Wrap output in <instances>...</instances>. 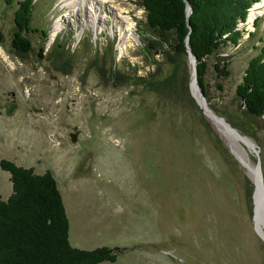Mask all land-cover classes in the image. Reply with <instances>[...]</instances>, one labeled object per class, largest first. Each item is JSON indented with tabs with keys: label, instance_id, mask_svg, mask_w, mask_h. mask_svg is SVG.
<instances>
[{
	"label": "rangeland",
	"instance_id": "1",
	"mask_svg": "<svg viewBox=\"0 0 264 264\" xmlns=\"http://www.w3.org/2000/svg\"><path fill=\"white\" fill-rule=\"evenodd\" d=\"M261 1L241 42L208 58L216 121L198 101L191 55L149 29L140 0H38L33 24L48 34L34 32L27 53L11 42L13 4L0 0V159L52 171L71 243L121 247L99 264H264L253 178L259 163L264 178V115L236 93L264 31ZM57 37L80 49L64 66L38 53ZM223 58L228 75L213 65ZM11 191L0 164V196Z\"/></svg>",
	"mask_w": 264,
	"mask_h": 264
},
{
	"label": "trees",
	"instance_id": "2",
	"mask_svg": "<svg viewBox=\"0 0 264 264\" xmlns=\"http://www.w3.org/2000/svg\"><path fill=\"white\" fill-rule=\"evenodd\" d=\"M14 6L13 47L27 53L36 47L33 33L40 31L47 36L48 29L35 23L38 0H5ZM146 9L149 29L157 33L177 53H188L186 39L196 55L198 82L209 99L207 73L209 56L228 45H238L247 28L241 25L249 17L251 6L258 0H140ZM188 3L192 6L188 12ZM36 9V13H34ZM260 15L254 19L255 29L248 30L249 37L257 34ZM4 34L0 31V42ZM47 47L43 42L38 53L61 66L75 58L57 37ZM255 52L249 58L242 78L236 85L241 105L249 113L264 115V31L253 41ZM77 52V53H78ZM106 55L102 58L104 62ZM97 59V57H95ZM109 58V57H107ZM70 59V60H68ZM95 61V59H94ZM218 75L231 72L229 61H214ZM0 164L10 172L12 191L0 196V264H99L117 258L119 245L80 247L70 241V220L57 178L50 169L37 172L7 157Z\"/></svg>",
	"mask_w": 264,
	"mask_h": 264
},
{
	"label": "bare ground",
	"instance_id": "3",
	"mask_svg": "<svg viewBox=\"0 0 264 264\" xmlns=\"http://www.w3.org/2000/svg\"><path fill=\"white\" fill-rule=\"evenodd\" d=\"M261 9H264V0L259 2L256 5V7L253 10V14H255L257 12H262ZM58 27H59V25L55 26V30H56V28L58 29ZM53 35H55V33H53ZM215 119L217 121L220 118L216 117ZM220 120H223V119H220ZM229 131H233V130L229 129ZM242 138L244 140H246L244 137H242ZM255 173H256V176H253V178L257 181L258 186H257V190H256V198H255L256 205H255L254 217H256L257 225L259 226V228L264 233V178H263V172H262L261 164H258V169L257 168L255 169Z\"/></svg>",
	"mask_w": 264,
	"mask_h": 264
},
{
	"label": "water",
	"instance_id": "4",
	"mask_svg": "<svg viewBox=\"0 0 264 264\" xmlns=\"http://www.w3.org/2000/svg\"><path fill=\"white\" fill-rule=\"evenodd\" d=\"M191 9H192V6L188 3V12H190ZM186 43H187V47H188V53L191 55L190 59H191V61H192L193 64H194L195 78H196V80H197V67H196V61H197V60H196V55H195V53L191 50V47H190V45H189V43H188V36H187V39H186ZM197 84H198V87H199V90H200V95H199V97L197 96V97H198V101H200V103H201V105L203 106L204 110H205L209 115L213 116L214 118L217 117V118L223 119L224 117H223L222 115H219L218 113H216V111H214V110L212 109V107H210V106L208 105V102H207V99H206L205 93H204V91H203V89H202L201 84L198 82V80H197ZM14 106H15V102H12L11 105L7 107V111H8V112L11 111L12 108H13ZM223 120H224V119H223ZM231 126H232V125H231ZM242 136H244V135H242ZM76 137H77V132H76V131H72V132H71V138H72V140H75ZM244 138L246 139L245 141L250 142V143H252V144L254 145V142H253L251 139H249L247 136H244ZM259 164H260V163H259Z\"/></svg>",
	"mask_w": 264,
	"mask_h": 264
}]
</instances>
